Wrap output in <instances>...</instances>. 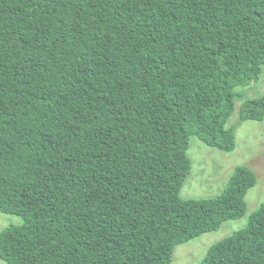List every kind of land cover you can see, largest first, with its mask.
<instances>
[{"label": "trees", "instance_id": "16d2710c", "mask_svg": "<svg viewBox=\"0 0 264 264\" xmlns=\"http://www.w3.org/2000/svg\"><path fill=\"white\" fill-rule=\"evenodd\" d=\"M264 68V0H0L8 264H172L246 216L256 172L185 199L192 137L232 152ZM240 120H264V95ZM203 264H264V202Z\"/></svg>", "mask_w": 264, "mask_h": 264}, {"label": "rangeland", "instance_id": "374dc122", "mask_svg": "<svg viewBox=\"0 0 264 264\" xmlns=\"http://www.w3.org/2000/svg\"><path fill=\"white\" fill-rule=\"evenodd\" d=\"M242 97H237V109L230 118L228 127L236 128L237 147L232 152L211 147L197 136L192 137L188 154L192 159V171L186 179L181 196L185 199L211 198L220 195L231 175L238 166L253 169L258 176V183L247 194L248 212L246 216L230 220L212 232L179 245L174 253L172 264H203L214 244L245 228L249 218L264 202V120H240L239 107L244 100L264 95V68L258 81L237 89ZM22 218L0 211V232L2 229L19 225ZM0 264H8L0 258Z\"/></svg>", "mask_w": 264, "mask_h": 264}]
</instances>
